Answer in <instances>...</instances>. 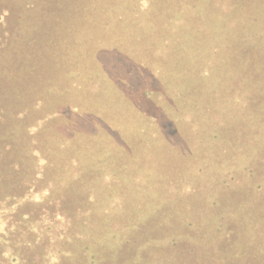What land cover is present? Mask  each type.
<instances>
[{
	"label": "trees",
	"instance_id": "obj_1",
	"mask_svg": "<svg viewBox=\"0 0 264 264\" xmlns=\"http://www.w3.org/2000/svg\"><path fill=\"white\" fill-rule=\"evenodd\" d=\"M1 1L7 21L14 14L30 13L35 24L78 14L88 26L84 34L95 37L98 49L106 47L115 57L111 48H137L129 60L120 55L116 63H123L114 73L129 80L142 71L148 141L181 143L184 136L174 116L178 109L168 94L190 96L202 88L199 81L210 86L224 108L238 107L242 132L231 154V171L135 173L131 178L125 173H40L50 172L53 160L34 142L46 157L35 153L37 164L31 162V169L38 173H0L12 178L10 190L0 194V264H258L253 256L224 255L238 231L222 221L220 210L228 193L250 189L264 199V21L258 24L264 16L256 9L257 0ZM23 27L13 25L16 31ZM86 40L81 33L75 39L79 44ZM219 45H228V53L222 56ZM217 57L224 70L213 61ZM134 83L142 84L138 78ZM79 111V103L66 98L46 118ZM35 131L33 126L29 133ZM112 175L118 184L126 182L127 190L94 195V187ZM201 201L211 214L196 208ZM135 238H143L141 247L132 246ZM241 244L243 253L250 251L249 242L241 239Z\"/></svg>",
	"mask_w": 264,
	"mask_h": 264
},
{
	"label": "rangeland",
	"instance_id": "obj_2",
	"mask_svg": "<svg viewBox=\"0 0 264 264\" xmlns=\"http://www.w3.org/2000/svg\"><path fill=\"white\" fill-rule=\"evenodd\" d=\"M260 1L256 9L264 16ZM2 5L0 0V173H38L32 171L31 162L37 164L36 152L42 158L44 155L35 149L34 142L53 160L52 170L40 173H125L131 178L135 173H219L225 167L231 171V154L239 146L242 132L240 112L234 105L224 108L207 83L199 81L202 88L181 99L168 94L178 109L174 116L184 136L181 143L148 141L143 131L147 117L142 113V71L132 73L129 80L114 73L123 63H116L120 55L129 60V52L137 48H111L118 54L114 57L106 47L97 48L95 37L84 34L88 26L78 14L71 18L51 16L36 24L30 13L14 14L7 21L2 17ZM263 21L261 18L258 24ZM14 23L24 27L16 31ZM80 33L89 41L76 43ZM219 46L222 56L228 53L224 51L228 45ZM130 61L135 63V57ZM213 61L224 70L222 58ZM110 69L114 71L101 76L89 74L90 70L99 73ZM77 71L81 75L74 76ZM73 77L79 80H71ZM137 78L142 84L134 83ZM117 79L120 85L116 87ZM93 82L96 85L92 87ZM66 98L79 103V114L46 118ZM33 126L37 131L30 134ZM32 148L35 151L31 153ZM73 162L76 167L69 170ZM11 181L0 176V194L10 190ZM125 190L126 182L118 184L112 175L102 186L94 187V195ZM196 208L212 213L203 201ZM220 210L224 212L222 221L238 231L235 244L240 242L236 248L229 243L224 255L253 256L258 264H264V199L250 189L236 191L228 193ZM251 226L256 228L251 231ZM241 239L251 244L250 251L243 253ZM132 242L133 247H141L143 238ZM237 264H244L243 260Z\"/></svg>",
	"mask_w": 264,
	"mask_h": 264
}]
</instances>
